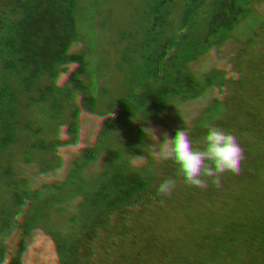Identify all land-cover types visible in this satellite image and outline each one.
Segmentation results:
<instances>
[{
	"label": "trees",
	"instance_id": "obj_1",
	"mask_svg": "<svg viewBox=\"0 0 264 264\" xmlns=\"http://www.w3.org/2000/svg\"><path fill=\"white\" fill-rule=\"evenodd\" d=\"M263 107L264 0H0V264L178 242Z\"/></svg>",
	"mask_w": 264,
	"mask_h": 264
},
{
	"label": "rangeland",
	"instance_id": "obj_2",
	"mask_svg": "<svg viewBox=\"0 0 264 264\" xmlns=\"http://www.w3.org/2000/svg\"><path fill=\"white\" fill-rule=\"evenodd\" d=\"M255 133L233 142L245 157L217 175L224 189L215 207L201 203L183 233L172 234L178 242H131L135 264H264V126ZM226 156L235 163V151Z\"/></svg>",
	"mask_w": 264,
	"mask_h": 264
},
{
	"label": "clouds",
	"instance_id": "obj_3",
	"mask_svg": "<svg viewBox=\"0 0 264 264\" xmlns=\"http://www.w3.org/2000/svg\"><path fill=\"white\" fill-rule=\"evenodd\" d=\"M122 55H124V53L122 52ZM84 65L87 66V62H84ZM106 79L108 83H115V84H119L120 81L117 80L112 74L111 72L106 73Z\"/></svg>",
	"mask_w": 264,
	"mask_h": 264
}]
</instances>
